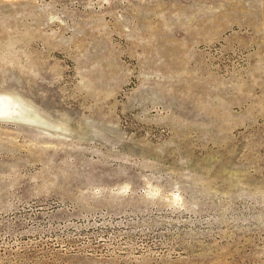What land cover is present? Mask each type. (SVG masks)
Here are the masks:
<instances>
[{
    "label": "rangeland",
    "instance_id": "1",
    "mask_svg": "<svg viewBox=\"0 0 264 264\" xmlns=\"http://www.w3.org/2000/svg\"><path fill=\"white\" fill-rule=\"evenodd\" d=\"M0 94V264H264V0H0Z\"/></svg>",
    "mask_w": 264,
    "mask_h": 264
},
{
    "label": "bare ground",
    "instance_id": "2",
    "mask_svg": "<svg viewBox=\"0 0 264 264\" xmlns=\"http://www.w3.org/2000/svg\"><path fill=\"white\" fill-rule=\"evenodd\" d=\"M16 100L8 95L0 94V117L11 118L15 111ZM16 118V117H15Z\"/></svg>",
    "mask_w": 264,
    "mask_h": 264
}]
</instances>
